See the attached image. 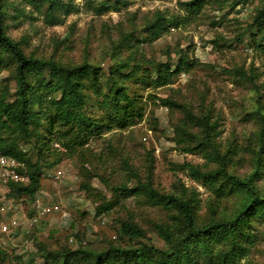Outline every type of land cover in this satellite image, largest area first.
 I'll return each instance as SVG.
<instances>
[{
    "label": "rangeland",
    "instance_id": "1",
    "mask_svg": "<svg viewBox=\"0 0 264 264\" xmlns=\"http://www.w3.org/2000/svg\"><path fill=\"white\" fill-rule=\"evenodd\" d=\"M192 1L2 0L6 32L27 55L100 67L98 87L82 90L87 116L104 129L70 153L66 128L57 127L50 135L47 129L45 110L62 94L54 91L47 70L30 71L27 95L37 116L31 115L29 122L35 136L21 134L18 143L35 163L38 150L43 153L41 187L21 212L20 226L0 235L7 240L1 247L8 254L0 264H94L97 254L107 258L115 248L144 243L166 247L158 227L180 234L184 217L142 184H150L156 194L190 201L198 225L236 216L251 201L250 194L223 176L203 183L188 167L208 172L222 166L217 153L194 149L196 136H204L206 129L191 114L211 124L228 171L252 178L264 196V150L258 155L259 100L264 114V0H204L190 9ZM157 18L162 23L154 34L150 29ZM182 58L183 69L169 83H158V66L174 71ZM16 64L0 48L4 103L17 100ZM112 72L143 106L142 116L125 127L103 104ZM2 132L13 134L8 128ZM139 186L140 193L121 190ZM38 198L41 208L32 205ZM42 208L49 211L43 214ZM124 221L141 227L147 237L125 235ZM242 229L252 236L242 241L239 236L237 264H264V209L251 212ZM230 236L211 240L213 263L194 243L198 264H221ZM122 261L118 257L116 262Z\"/></svg>",
    "mask_w": 264,
    "mask_h": 264
},
{
    "label": "trees",
    "instance_id": "2",
    "mask_svg": "<svg viewBox=\"0 0 264 264\" xmlns=\"http://www.w3.org/2000/svg\"><path fill=\"white\" fill-rule=\"evenodd\" d=\"M204 0H193L188 4L190 9L201 7ZM158 19V18H157ZM155 21V20H154ZM153 23L151 31L157 34L161 27L162 21L160 18ZM0 48L10 52L16 61L15 78L17 81V100L14 103L8 104L0 101V153L9 157L16 158L23 165L20 167L22 173L26 174L30 179L29 185L12 184L9 196L12 198L27 197L31 203L36 197L38 190L41 187V166L40 160L43 153L38 155V161L35 163L32 158L28 157L27 152L20 149L18 143L21 134L27 137L35 136L30 130L31 123L29 120L32 116H37L36 113L30 109V100L27 95L29 87V73L31 70H47L50 74L51 82L54 85V91H59L62 94L60 99H52V106L45 110L48 123V135L54 134L57 127L66 128L65 135L68 138L67 146L70 153L77 152L79 146H83L87 141L96 134H101L103 131V124L92 117L87 116L85 112L86 94L83 88L87 86L98 87V70L100 67L94 66L90 63L82 65L68 66L54 59L39 58L27 55L20 43L13 39L7 32L4 21L3 4L0 0ZM180 60L176 70L172 71L169 65L160 64L157 68V82L169 83L172 75L183 69L182 61ZM165 66V68H164ZM110 78L113 82L110 92L106 94L103 104L110 109L111 114L117 121L119 127H125L135 122L137 117H141L143 106L137 103V100L129 94L128 90L120 84L114 72L111 73ZM89 80L88 83L86 80ZM258 94H260L259 87H255ZM173 105H177L173 103ZM261 120L260 132V152L261 155L264 150V114L262 112V102L259 100V111ZM191 117L196 122L205 127L204 136H196L197 145L194 149H210L219 155L222 166L218 170L202 172L195 166L188 164L191 172L197 179L202 180L203 183H213L215 179L220 176L232 181L238 188L245 189L251 196V201L233 218L223 221H213L205 225H198L194 216L192 204L188 200L181 199L174 195L156 194L150 184H142L149 192L154 193L156 200L163 203L167 207L175 208L184 217V231L177 234L172 231L171 227L159 226V233L163 237L166 247L160 248L154 244L144 243L138 247L131 248H115L107 258L102 254H97L94 264H117L118 257L122 258L120 264H144L152 259V264H198L196 258L197 250L194 249V243L200 247L201 252L205 255L209 262L214 261L211 254L210 243L214 238H224L231 235L229 240H225L230 246L229 250L222 254L223 260L221 264H237L236 244L240 240L249 238L252 234L245 232L242 227L251 212L258 209H264V196L258 194L252 178L242 179L236 175L231 174L225 166V158L220 155L218 146L213 141L212 126L205 117L197 118L191 114ZM12 130L13 134L2 132L3 129ZM18 136H15L18 133ZM43 136L44 134L41 133ZM49 137V136H48ZM49 139V138H48ZM50 142V140H49ZM43 149V148H42ZM42 152V150H41ZM59 162L56 160L52 165ZM121 187L122 191L128 193H140V188ZM117 190H120L118 188ZM0 202V220L7 221L1 215ZM0 221V223L2 222ZM122 232L131 239H143L147 237L146 232L138 225L124 221L122 223ZM240 233L238 236L237 234ZM221 236V237H220ZM239 236L240 240H239ZM3 247L0 246V257L7 256ZM46 264H60L58 262L52 263L47 261ZM68 264V262L64 263Z\"/></svg>",
    "mask_w": 264,
    "mask_h": 264
},
{
    "label": "built area",
    "instance_id": "3",
    "mask_svg": "<svg viewBox=\"0 0 264 264\" xmlns=\"http://www.w3.org/2000/svg\"><path fill=\"white\" fill-rule=\"evenodd\" d=\"M22 165L23 164L16 158L0 153V202L2 205L4 204L1 208V215L3 217H5L4 215H8V217H5L7 221H2L0 223V235L19 227L21 212L26 207V204H31L27 197L15 199L8 195L11 191L10 186H12V184L19 183L29 185L31 182L29 177L20 170ZM32 205L33 207L41 208L42 201L38 198ZM42 210L43 214L49 211L48 208H42ZM34 219L33 222H35ZM1 238L2 237H0V246L7 244V240H2Z\"/></svg>",
    "mask_w": 264,
    "mask_h": 264
}]
</instances>
